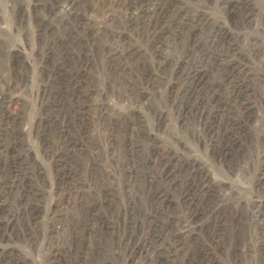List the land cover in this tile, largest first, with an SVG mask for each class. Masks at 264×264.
I'll return each instance as SVG.
<instances>
[{
	"label": "rangeland",
	"instance_id": "1",
	"mask_svg": "<svg viewBox=\"0 0 264 264\" xmlns=\"http://www.w3.org/2000/svg\"><path fill=\"white\" fill-rule=\"evenodd\" d=\"M162 237L163 264H264V0H0V264Z\"/></svg>",
	"mask_w": 264,
	"mask_h": 264
},
{
	"label": "bare ground",
	"instance_id": "2",
	"mask_svg": "<svg viewBox=\"0 0 264 264\" xmlns=\"http://www.w3.org/2000/svg\"><path fill=\"white\" fill-rule=\"evenodd\" d=\"M205 65V64H204ZM203 70L202 69H199L198 68V70H197V72H195L194 73V77H197L198 78V83L203 79ZM196 83V82H195ZM204 84V83H203ZM198 85L199 84H197V87H198ZM195 86V85H194ZM188 88V87H187ZM203 88H205V87H203ZM203 88L201 87L200 89H199V91L197 92V94L195 95V98L197 99V107H196V110H195V113L197 114V117L198 118H202L201 116L204 114V112H203V110L201 109V107L200 106H202L203 105V103H202V94L203 93H205L206 91H204L203 90ZM214 89V88H213ZM214 92V91H213ZM191 95V94H190ZM212 95H214V94H212ZM205 96V95H204ZM193 100V99H192ZM207 101V100H206ZM210 101V100H209ZM192 112V109H189V111H188V113H191ZM185 114H187L186 112H185ZM184 114V115H185ZM217 114V113H216ZM188 115V114H187ZM227 123V122H226ZM139 144V143H138ZM140 147V146H139ZM136 149V148H135ZM135 152V151H134ZM139 152V151H138ZM136 154V153H135ZM138 156V155H137ZM172 185V184H171ZM158 194L157 193H155V196H157ZM199 195V194H198ZM162 202V201H161ZM200 202V201H199ZM91 227H93V226H91ZM161 236V235H160ZM159 237V236H158ZM174 237V236H173ZM180 240V239H179ZM154 243H155V241H153ZM152 243V242H151ZM162 244H163V237H162V239H161V243H160V245H158L156 248H154L153 250H152V252H154L155 254H156V261H154L155 262V264H159L160 262L163 264L164 263V261L166 262H168V261H170V260H172V263H175L174 261H175V259H173V257L170 259V257H168L167 259L166 258H164V259H161V255H163L164 253H163V250L161 249V246H162ZM152 246V245H151ZM165 246H166V244H165ZM169 246V245H168ZM178 246H176L175 248H177ZM150 248V247H149ZM148 248V249H149ZM150 252V250H148L147 251V253L146 254H148ZM167 252V251H166ZM151 254V253H150ZM169 254V253H168ZM143 256V255H142ZM153 260V259H152ZM145 264V263H144ZM148 264H154L152 261L151 262H149L148 261Z\"/></svg>",
	"mask_w": 264,
	"mask_h": 264
}]
</instances>
